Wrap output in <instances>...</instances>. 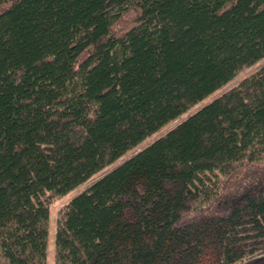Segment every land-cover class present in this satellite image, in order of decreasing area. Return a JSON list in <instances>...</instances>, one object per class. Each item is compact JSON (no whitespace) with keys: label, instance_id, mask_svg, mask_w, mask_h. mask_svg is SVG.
I'll return each instance as SVG.
<instances>
[{"label":"trees","instance_id":"16d2710c","mask_svg":"<svg viewBox=\"0 0 264 264\" xmlns=\"http://www.w3.org/2000/svg\"><path fill=\"white\" fill-rule=\"evenodd\" d=\"M264 58V0H0V264H47L53 201ZM54 264L264 249V63L56 211Z\"/></svg>","mask_w":264,"mask_h":264},{"label":"rangeland","instance_id":"374dc122","mask_svg":"<svg viewBox=\"0 0 264 264\" xmlns=\"http://www.w3.org/2000/svg\"><path fill=\"white\" fill-rule=\"evenodd\" d=\"M262 63H264V58L260 59L257 63L253 64L252 66H249L244 71H242L238 76H236L234 79L230 80L228 83L223 85L222 87L218 88L217 90L213 91L209 96L183 112L182 114L178 115L175 119L167 123L165 126L160 128L157 132L152 134L151 136L144 139L140 144H138L136 147L130 149L123 155H121L119 158L108 164L106 167H104L102 170H100L98 173L94 174L91 178H89L86 182L79 185L78 187L70 190L66 194L62 195L61 197L57 198L55 201L51 203L50 206V227H51V238H50V244H49V250H48V262L47 264H54V247H53V231H54V221H55V215L57 209L64 204L68 199H70L72 196H74L76 193L79 192L82 188L88 186L92 181L99 178L102 174L106 173L107 171L111 170L115 166L119 165L121 162L126 160L128 157H130L132 154H134L137 150L140 148H143L148 143L153 141L156 137L164 133L166 130H168L170 127L178 123L179 121L186 118L190 113L194 112L198 107H200L202 104L213 98L214 96L220 94L222 91L226 90L228 87L236 84L238 80L244 76L245 74H248L255 69H257ZM238 264H264V249L261 250L259 254L254 255L253 257H250L249 259L245 260L244 262H240Z\"/></svg>","mask_w":264,"mask_h":264}]
</instances>
